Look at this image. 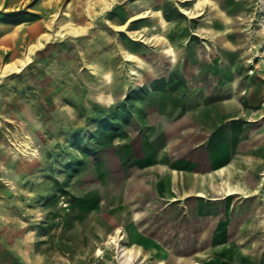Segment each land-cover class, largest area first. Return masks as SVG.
I'll list each match as a JSON object with an SVG mask.
<instances>
[{"label":"rangeland","instance_id":"1","mask_svg":"<svg viewBox=\"0 0 264 264\" xmlns=\"http://www.w3.org/2000/svg\"><path fill=\"white\" fill-rule=\"evenodd\" d=\"M213 1L224 19L210 6L189 19L187 2L174 0L0 3V264H264L259 195L169 201L159 182L167 175L152 171L197 173L232 145L254 150L264 122V0ZM145 9L159 15L129 19ZM225 26L241 45L210 49ZM191 58L208 65L200 81L187 76ZM232 89L234 116L210 130L178 123L201 105L223 106ZM254 198L261 228L241 233L236 216ZM204 219L214 252L196 263L172 258Z\"/></svg>","mask_w":264,"mask_h":264},{"label":"crops","instance_id":"2","mask_svg":"<svg viewBox=\"0 0 264 264\" xmlns=\"http://www.w3.org/2000/svg\"><path fill=\"white\" fill-rule=\"evenodd\" d=\"M8 1L9 0H1L0 3ZM23 1L25 2V0ZM154 1L155 4L168 2V0ZM174 1L183 3L184 0ZM191 4L192 7H189ZM215 5L216 4L213 0H192L187 2V10L193 14L194 18H197L203 14L202 11L205 6H210L214 7L215 9L213 14L214 17L223 18L224 13L221 11V9L215 8ZM154 13L159 12L145 9V11L135 14V16L141 15L140 18L142 19L146 16H149V18H154L155 16L159 15H154ZM127 14L128 13H126V16ZM135 16L132 15L129 19H133ZM223 30H228V33L224 34ZM232 33H234V30L232 31L228 26L221 28L218 33L219 42L214 41L215 43L209 46L210 49L217 47L216 49H224L230 52L231 50L235 51L234 49L241 44L232 41V39L229 37ZM170 48L172 49L171 46ZM174 48L176 49L177 47ZM228 61L230 63L229 74L231 75L232 82L234 83L237 78V75L233 73V70L236 68V57H232L228 59ZM205 66L208 65L204 64L203 60L199 61L197 58H191L190 62L187 64L188 78L195 76L197 80L200 81L207 73L204 72V69H200V67L204 68ZM232 87L234 88V85H232ZM236 97L237 95L232 89L230 94L227 96L228 101L223 106L208 107L201 105L200 107H197V109L191 114L182 118L178 123L182 124L189 122L195 126L201 125L210 130L214 127L217 121H220V119H218L220 116H234ZM253 135V151H251V149L245 148V152H243L239 149L237 144L232 145L233 147H231V149L226 152L222 159L215 157L213 160L206 161L207 166L200 168L197 173L186 171L182 174H178L164 165L152 167V171L156 173V175H167L165 179L159 181L163 184L160 188V191L163 193L162 197L170 201L175 199L174 193H178L179 197L194 194L202 198H209L211 194L221 197L231 195L248 197L254 194L259 195L260 199L264 200V122L261 123L257 128H254ZM218 136L219 142H221L222 135L219 134ZM259 204L258 198H254V206L249 205L246 207V204L240 206L239 214L236 216L235 226L237 225L239 229H244L241 231V233L244 231L255 233L261 228L260 225L262 223L256 220L259 214L258 211H260ZM205 220L206 219L195 221L193 226L194 229H191L194 233H196L194 236L187 238L182 237L178 239V243L174 246V248L172 247V250L170 251L172 258L192 259V262L195 261L196 257H199L200 259H206L214 252L212 249L206 246L205 240H202V237L206 233ZM206 221L213 222L214 219L208 218ZM238 228L237 230H239ZM237 230L234 231L233 235L240 234V232ZM156 237L157 236H153L152 238L156 239ZM179 244H185V246L181 249V255L176 257L175 254L180 253ZM194 249L195 253L191 254ZM217 251L220 252L222 249H218ZM230 251V256L234 261H237L239 257L238 251L235 250L233 246H231ZM245 252L246 251H243V253Z\"/></svg>","mask_w":264,"mask_h":264},{"label":"bare ground","instance_id":"3","mask_svg":"<svg viewBox=\"0 0 264 264\" xmlns=\"http://www.w3.org/2000/svg\"><path fill=\"white\" fill-rule=\"evenodd\" d=\"M188 2V1H192V0H184L183 2ZM181 6V5H180ZM197 7V6H196ZM183 8V7H182ZM180 9V11L182 12V14H184L185 16H187L189 19H193L194 17H193V14L191 13V12H189L187 9ZM220 12V11H219ZM147 13V12H146ZM144 14V13H143ZM148 14V13H147ZM155 14H159V13H154V15ZM135 16V15H134ZM140 16L141 15H136L135 17H133V19H135V20H137V19H139L140 18ZM153 16V15H152ZM144 17V16H143ZM162 25H166V23H165V21H163L162 20ZM165 28V27H164ZM119 31H125V27H119V28H117ZM127 30V29H126ZM129 31V30H128ZM129 33V32H128ZM132 37H133V39H138V38H141L142 39V41H145L146 39H143V36L142 35H140V33L139 32H133V35H132ZM157 40H159V39H157ZM139 41V40H138ZM141 41V42H142ZM160 43H161V41H159ZM168 52H172V49L171 48H169L168 49ZM27 59V58H26ZM28 61V60H27ZM26 61V62H27ZM10 69H15L16 70V68L14 67V68H10ZM9 69V70H10ZM125 237V236H124ZM132 239H134V238H132ZM119 240L120 239H118V238H112V241L117 245V248H118V252H120L121 251V246H120V244H119ZM128 241H129V239H128ZM130 242V241H129ZM167 258V257H166ZM162 260V259H161ZM160 261V260H159Z\"/></svg>","mask_w":264,"mask_h":264}]
</instances>
